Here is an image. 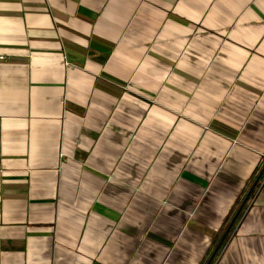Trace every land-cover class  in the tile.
I'll return each instance as SVG.
<instances>
[{
	"label": "crops",
	"instance_id": "0c3cea01",
	"mask_svg": "<svg viewBox=\"0 0 264 264\" xmlns=\"http://www.w3.org/2000/svg\"><path fill=\"white\" fill-rule=\"evenodd\" d=\"M0 264H205L264 163V0H0ZM213 264H264V175Z\"/></svg>",
	"mask_w": 264,
	"mask_h": 264
},
{
	"label": "water",
	"instance_id": "95a60500",
	"mask_svg": "<svg viewBox=\"0 0 264 264\" xmlns=\"http://www.w3.org/2000/svg\"><path fill=\"white\" fill-rule=\"evenodd\" d=\"M264 172V163L261 167V169L259 170L256 178L254 179V181L252 182V184L249 186L246 194L244 195L241 203L239 204L238 208L236 209L235 213L233 214V216L231 217V219L229 220L224 232L222 233V235L220 236L218 242L216 243V245L214 246V248L212 249L207 261L205 262V264H210V262L212 261V259L214 258V256L216 255L217 251L219 250L224 238L226 237V235L228 234L229 230L231 229L232 225L234 224L239 212L242 210L243 206L245 205V203L247 202V200L249 199L250 194L252 193L254 187L257 185V183L259 182L262 174Z\"/></svg>",
	"mask_w": 264,
	"mask_h": 264
},
{
	"label": "trees",
	"instance_id": "16d2710c",
	"mask_svg": "<svg viewBox=\"0 0 264 264\" xmlns=\"http://www.w3.org/2000/svg\"><path fill=\"white\" fill-rule=\"evenodd\" d=\"M263 175H264V172H263L261 178L263 177ZM261 178H260V179H261ZM259 181H260V180H259ZM257 184H258V183H257ZM255 187H256V186H255ZM255 187H254V189H255ZM248 188H249V186H248ZM248 188L246 189V192H247ZM254 189H253V190H254ZM252 193H253V191H252ZM252 193L250 194V196L252 195ZM250 196H249V198H250ZM242 199H243V198H242ZM247 201H248V200H247ZM240 203H241V200H240V202H238V204H236V206H234V208H233V210H232L230 216L228 217L226 223L224 224V227L222 228L221 232L218 234V236H216V237L214 238L213 245H212L213 248H214V246L216 245V243L218 242V240H219L220 236L222 235V233L224 232V230H225V228H226V226H227L229 220L231 219V217H232L233 214L235 213V211H236V209L238 208V206H239ZM246 203H247V202H246ZM246 203H245V205H246ZM245 205L243 206L242 210L239 212V214H238V216H237V218H236L234 224L237 222V220H238L239 217L241 216L242 211H243ZM234 224L232 225V227H231V229L229 230L228 234H227L226 237L224 238V240H223V242H222V244H221L219 250L217 251L216 255L214 256V258L212 259V261L210 262V264H213V262H214L216 256L218 255V253H219L220 250L222 249L223 245H224L225 242L227 241V238H228L230 232L232 231Z\"/></svg>",
	"mask_w": 264,
	"mask_h": 264
},
{
	"label": "built area",
	"instance_id": "2783aa9c",
	"mask_svg": "<svg viewBox=\"0 0 264 264\" xmlns=\"http://www.w3.org/2000/svg\"><path fill=\"white\" fill-rule=\"evenodd\" d=\"M0 59H3V56L2 55H0Z\"/></svg>",
	"mask_w": 264,
	"mask_h": 264
}]
</instances>
